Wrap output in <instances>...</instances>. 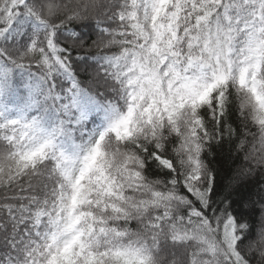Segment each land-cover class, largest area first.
Instances as JSON below:
<instances>
[{"label": "snow or ice", "instance_id": "6c2138e0", "mask_svg": "<svg viewBox=\"0 0 264 264\" xmlns=\"http://www.w3.org/2000/svg\"><path fill=\"white\" fill-rule=\"evenodd\" d=\"M0 264H264V0H0Z\"/></svg>", "mask_w": 264, "mask_h": 264}]
</instances>
